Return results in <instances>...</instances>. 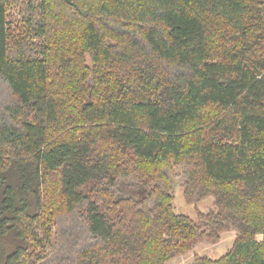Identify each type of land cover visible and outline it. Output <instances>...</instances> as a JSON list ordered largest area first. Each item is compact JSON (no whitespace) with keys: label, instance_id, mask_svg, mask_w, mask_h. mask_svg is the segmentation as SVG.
<instances>
[{"label":"trees","instance_id":"1","mask_svg":"<svg viewBox=\"0 0 264 264\" xmlns=\"http://www.w3.org/2000/svg\"><path fill=\"white\" fill-rule=\"evenodd\" d=\"M0 86V264H264V1L0 0Z\"/></svg>","mask_w":264,"mask_h":264},{"label":"rangeland","instance_id":"2","mask_svg":"<svg viewBox=\"0 0 264 264\" xmlns=\"http://www.w3.org/2000/svg\"><path fill=\"white\" fill-rule=\"evenodd\" d=\"M264 1V0H262ZM13 20V18H12ZM89 65L91 63L89 62ZM0 91H3V87L0 86ZM1 99H4L3 94H0ZM180 171L177 170L175 174H178ZM124 197H131L136 200H142L145 198V196L148 193V190L146 189H136L131 190L126 186H123L122 188ZM174 202L173 207L174 211L178 215H186L190 219H192L196 224L200 225L203 229L205 228V223L203 220L200 219V214H210V213H217L218 208L216 205V200L214 197H208L204 200H201L199 202L190 204L187 202L184 194V187L182 184L177 182L174 193ZM34 201V199H33ZM79 226V221H75L74 224ZM63 226L68 228L69 222L64 221ZM76 229V234L78 235L77 243L78 245L82 246L86 244L89 241L88 236L85 234L84 229L81 228L80 230L78 227ZM56 235L47 236L44 233H40L39 236L42 240V244L44 245V250H50L56 246L58 247V244L62 241L64 242V245L66 247L71 246L72 248L77 247L76 244L72 241H68L65 239V232H63V227L59 226L56 227L55 230ZM240 231L239 227L235 225H229L228 228L219 234V242L214 243L208 240H202L198 244H196L193 249L186 253L185 255L175 257L167 264H194L197 257H203L208 258L213 261L219 260L222 257H224L234 246L235 240L239 236ZM259 241H262V237H258ZM57 243V244H56Z\"/></svg>","mask_w":264,"mask_h":264}]
</instances>
